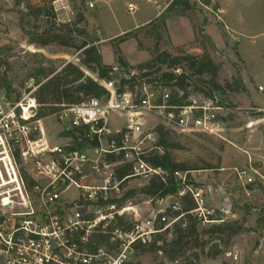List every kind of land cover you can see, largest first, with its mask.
<instances>
[{"label": "rangeland", "instance_id": "rangeland-1", "mask_svg": "<svg viewBox=\"0 0 264 264\" xmlns=\"http://www.w3.org/2000/svg\"><path fill=\"white\" fill-rule=\"evenodd\" d=\"M166 1L159 0L157 3L163 6ZM189 1L196 4L195 10L181 17L167 18L162 30H159L158 41L147 37L145 31L136 30L140 24L146 28L150 21L163 17L165 10L158 15L155 6L148 0H30V4L50 6L57 23L74 21L77 14H80L83 22L79 26L84 27L98 40L96 45L103 64H110L119 70L115 62V49L119 50L128 67L135 68L150 59L149 51L155 46L159 51L171 55L207 54L219 67L215 80L221 89L214 95L224 105L226 118L223 132L220 136H215L179 133L172 130L170 143L178 147L170 148L168 152L174 163L187 166L191 170L190 182L202 189L207 208L214 209L218 214L216 216H221L219 219L223 222L242 223L244 231L234 236L228 247L221 243L219 248L221 254L214 260L205 258V251L201 253L199 250H190L176 262L170 263L161 252L141 254L134 253L133 250L129 264H189L194 262L192 254L199 256L198 264H264V233L255 230V220L264 209V0H210L209 7L201 5L199 0ZM13 2L0 0V48L11 47L15 55L12 59L14 71L7 75V83L12 91L6 94L5 90L0 88V112L4 114L13 112L16 116L26 112L31 115L36 114L38 110V106L31 98L36 87L33 81L27 80L26 77L28 67L34 63L33 56L25 54L40 53L53 61L65 60L78 66L80 64L76 59L77 54L68 53L62 48L51 45L39 49L27 45V39L20 27L30 31L36 30L38 26L40 30L42 23L37 24L29 15L21 17L20 14L27 12L24 9H17ZM129 3L137 6L132 14L126 10ZM217 9L221 10V14L216 13ZM136 25L138 26L135 27ZM125 33L128 34L123 37ZM22 50L24 53H21ZM127 60L132 63L129 64ZM82 70L86 76L96 80L94 74L84 68ZM208 78L204 75L196 80L204 82ZM234 80L241 81L242 90H236ZM226 82L231 86H225ZM259 88L262 90H258ZM199 95H201L199 92L190 89L187 97ZM16 97L18 101L13 102ZM121 122L120 119L110 118V126L114 129ZM139 124L142 136L154 134L150 140L156 143L157 136L154 132L161 128V122L149 114L143 116ZM41 125L50 145H77L70 137L73 130L59 124L54 118L42 121ZM153 142L147 139L141 150H151ZM87 148L88 146L84 145L83 149H77L84 151ZM248 167L254 169L257 174L252 176L254 178L252 185L243 186L234 170ZM148 181L139 178L129 180L120 190V196L127 192L138 193ZM95 185L101 186V183ZM218 189L229 198L231 209L228 212H222L214 205ZM70 194H73V191L68 192V195ZM114 194L108 192L107 197L112 198ZM128 203L125 204L127 208L137 209L140 218H146L147 209L156 215L159 211L164 212L176 203V200L172 197L145 200L136 194ZM243 208L249 210V215L244 214ZM124 215L131 219L133 211L127 209ZM167 219L168 222L172 220ZM172 226L169 228L170 235ZM201 226L208 228L213 225ZM169 234L167 241L171 239ZM155 236L156 234L151 235L144 243L151 242ZM206 240L207 237H202L201 241ZM206 247L209 245L206 244ZM234 255L237 256L236 261L232 259Z\"/></svg>", "mask_w": 264, "mask_h": 264}, {"label": "built area", "instance_id": "built-area-1", "mask_svg": "<svg viewBox=\"0 0 264 264\" xmlns=\"http://www.w3.org/2000/svg\"><path fill=\"white\" fill-rule=\"evenodd\" d=\"M157 1L148 0L158 15L172 2L167 0L160 6ZM136 9L135 4L126 5L129 14ZM216 13L221 14V10ZM137 73L113 67L108 80H95L105 96L63 105L46 118L0 112V264H129L134 245L175 223L176 218L168 222L163 212L155 215L147 209L148 217L140 218L137 209L126 207L128 201L121 206L116 203L125 195L120 196L125 180H163L165 175L142 159L148 151L159 148L150 140L154 134L142 136L139 122L152 114L168 130L220 136L226 118L224 105L214 94L172 104L169 88L143 79L123 91L122 81H131ZM177 97H181L180 92ZM51 117L82 132L88 148L82 151L70 144L50 145L41 124ZM111 117L122 120L119 128L110 126ZM147 139L154 145L151 150H141ZM122 164H129L131 172L118 179L115 168ZM234 173L243 186L252 185V176L257 174L250 167ZM190 174L172 173L178 196L187 193L191 197L195 209L190 214L201 225L221 224V216L207 208L204 193L190 182ZM70 191L73 194L68 195ZM108 192L115 193L114 197L108 198ZM176 206L171 209L176 210ZM127 209L133 211L131 229L122 231L116 227V218L126 217ZM160 224L162 229L157 227ZM99 235L108 239L102 242ZM232 259L236 261L237 256Z\"/></svg>", "mask_w": 264, "mask_h": 264}, {"label": "trees", "instance_id": "trees-1", "mask_svg": "<svg viewBox=\"0 0 264 264\" xmlns=\"http://www.w3.org/2000/svg\"><path fill=\"white\" fill-rule=\"evenodd\" d=\"M14 6L17 9H24L27 14H20L24 17L29 15L33 17L36 23H42V28L27 31L25 27H20L22 34L26 37L27 45L34 48H46L54 46L66 50L68 53L77 54L76 59L80 66L75 65L65 60H50L45 58L40 53L26 54L33 56V63L27 69V80L34 83L36 89L31 95L38 110L34 116L36 119L49 117L58 112L63 105H78L87 102L89 99H100L106 95L104 89L97 81L85 75L82 68L96 76L97 80H108L109 73L112 71L111 66L103 64L101 54L99 52L97 39L93 38L84 27L79 26L83 22V17L77 14L76 19L70 22L57 23L55 15L50 6L41 4L32 6L30 0H13ZM201 5L209 7L210 0H199ZM195 3L189 0H172L170 5L165 10L162 18H155L150 21L146 28L145 26L137 27L136 30L145 31L147 37L153 40H159L165 20L171 16L181 17L187 12L195 10ZM21 7V8H20ZM215 7V6H214ZM22 21V19L20 20ZM128 33L123 34L125 37ZM124 38H121L123 40ZM21 53H24L22 50ZM150 59L144 63L138 64L135 68L128 67L122 59L119 50L115 49V62L123 71L136 70L137 75L131 81H122L121 89H131L136 80H145L149 83L157 82L158 84L167 87L171 90L172 97L170 103L182 104L188 96L189 90L199 92L203 97L209 98L216 91L220 90V86L216 83V74L218 66L215 65L207 54L201 56L191 55H171L167 52H161L155 46L149 51ZM15 57L14 49L8 46L0 48V88H3L6 94L11 93V87L7 83V75H11L14 71ZM37 59H35V58ZM18 61V59H17ZM47 67H44V65ZM82 67V68H81ZM209 77L208 80L200 82L199 77ZM197 77V78H195ZM124 85H127L124 89ZM233 85L236 90H242L243 85L240 80H234ZM225 86L230 87V83H225ZM122 91V90H120ZM177 92L181 93V97H177ZM18 97L13 102H17ZM18 114V110H17ZM172 130L157 128L155 134L157 136L156 147L158 150H151L146 155L142 156L144 162L155 169H159L165 173L163 180L159 177L151 178L148 183L143 186L138 193L145 200L164 199L172 197L176 200L163 214L166 218L177 219L172 226V233L169 234V229L156 234V238L151 242L137 243L134 245V253H151L161 252L164 258L170 262H176L178 258L183 257L186 252L199 250L205 253V258L214 260L221 254L220 244L223 243L228 247L230 240L243 232L242 223L238 221L222 222L218 225H213L204 228L190 214L195 209V204L191 197L184 193L178 196L179 187L172 177L175 171H191L187 166L174 163L168 150L177 148V145L170 143ZM71 140L77 144L71 145V148L77 147L83 149L84 145H89L85 142L82 132L73 130L70 133ZM94 146V144H90ZM131 166L122 164L115 168V174L118 179L130 175ZM129 179L125 180L122 185L125 186ZM32 183H30L31 185ZM136 194L127 192L123 198L116 203L118 206L133 199ZM109 203H112L109 201ZM104 204V203H103ZM176 204L177 209L172 211L171 207ZM244 209V214L249 215V210ZM161 215L158 216L160 218ZM131 220L127 217H117L116 227L122 231L131 229ZM255 230L264 233V209L258 214L255 220ZM163 228V224L157 226ZM167 234L171 237L167 241ZM202 237H207L206 241H201ZM100 241H105L108 236L99 235ZM214 240V241H212ZM211 241V242H209ZM209 247L205 248V245ZM225 247V248H226ZM205 251V252H204ZM194 262L189 264H198L199 256L192 254Z\"/></svg>", "mask_w": 264, "mask_h": 264}, {"label": "water", "instance_id": "water-1", "mask_svg": "<svg viewBox=\"0 0 264 264\" xmlns=\"http://www.w3.org/2000/svg\"><path fill=\"white\" fill-rule=\"evenodd\" d=\"M217 209L222 212H228L231 209L229 198L221 190H217L215 194V200L213 201ZM147 212V211H146Z\"/></svg>", "mask_w": 264, "mask_h": 264}, {"label": "crops", "instance_id": "crops-1", "mask_svg": "<svg viewBox=\"0 0 264 264\" xmlns=\"http://www.w3.org/2000/svg\"><path fill=\"white\" fill-rule=\"evenodd\" d=\"M148 22H149V21H148ZM142 25H143V24H140L139 26L136 25L135 27H137V26L140 27V26H142ZM127 61H128V60H127ZM128 62H129V61H128ZM130 63H132V62H129V64H130ZM106 65H109V66H110V64H106ZM147 213H148V212H147Z\"/></svg>", "mask_w": 264, "mask_h": 264}, {"label": "bare ground", "instance_id": "bare-ground-1", "mask_svg": "<svg viewBox=\"0 0 264 264\" xmlns=\"http://www.w3.org/2000/svg\"><path fill=\"white\" fill-rule=\"evenodd\" d=\"M24 111H26V109H24Z\"/></svg>", "mask_w": 264, "mask_h": 264}]
</instances>
